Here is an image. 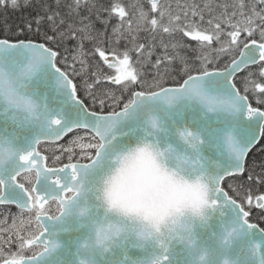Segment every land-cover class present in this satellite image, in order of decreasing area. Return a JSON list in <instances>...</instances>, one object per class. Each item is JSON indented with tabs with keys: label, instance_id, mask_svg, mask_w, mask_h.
Returning <instances> with one entry per match:
<instances>
[{
	"label": "snow or ice",
	"instance_id": "1",
	"mask_svg": "<svg viewBox=\"0 0 264 264\" xmlns=\"http://www.w3.org/2000/svg\"><path fill=\"white\" fill-rule=\"evenodd\" d=\"M146 2L0 0V264H264V0Z\"/></svg>",
	"mask_w": 264,
	"mask_h": 264
},
{
	"label": "trees",
	"instance_id": "2",
	"mask_svg": "<svg viewBox=\"0 0 264 264\" xmlns=\"http://www.w3.org/2000/svg\"><path fill=\"white\" fill-rule=\"evenodd\" d=\"M22 2V0H21ZM36 0H33V3H35ZM98 4L103 5V6H108L111 0H97ZM102 15L106 16V13H101ZM35 15V9L32 7L24 8L21 7L19 10H13L10 7H0V37L8 35L10 38L14 37V32L19 28L22 27L28 20L32 19V17ZM111 24L115 23V19H113ZM95 27L97 29L102 30L103 26L99 24L98 22L96 23ZM109 34L111 33V27H109ZM122 46V45H121ZM120 46V47H121ZM69 49L72 47V42H69L68 44ZM90 48V45L88 46ZM93 59V62L98 60V57L96 58H91ZM168 84H172L171 81H169ZM254 103V101H253ZM41 148V146H40ZM42 152V151H41ZM44 153V152H43ZM259 171V169H257ZM224 188L230 192V194H235L233 193L232 188L229 187V181L226 179L224 183ZM234 187L237 188L239 191V185L235 184ZM253 192L257 191H264V186L257 188L255 185L252 187ZM0 209H15L13 206H2Z\"/></svg>",
	"mask_w": 264,
	"mask_h": 264
},
{
	"label": "rangeland",
	"instance_id": "3",
	"mask_svg": "<svg viewBox=\"0 0 264 264\" xmlns=\"http://www.w3.org/2000/svg\"><path fill=\"white\" fill-rule=\"evenodd\" d=\"M133 2V0H122V3L124 4V5H129L130 3H132ZM166 2H170V3H172L173 4V6H175L177 3H183L184 2V0H166ZM197 2H203V0H197ZM208 2H212V3H220L221 2V0H208ZM145 8H146V10H147V6L145 5ZM129 11H130V9H129ZM117 21L115 20V23H116ZM114 23V24H115ZM140 35V38H141V40L142 41H147L148 39H149V34L148 33H140L139 34ZM177 38H179V37H177ZM168 39V37L167 36H165V40H167ZM159 40V37H157V41ZM192 43V46L193 47H195V42H191ZM121 48L123 47V43H121ZM156 51H157V53H159L160 51H161V49L159 48V47H157V49H156ZM135 54H133V56H134ZM189 55H191V54H189ZM153 59H155V56L153 57ZM104 71L105 72H110L111 70H109V69H107L106 67L104 68ZM61 143H66V141H61ZM41 151L42 152H44V154L45 155H47L48 157H49V160H48V163L51 165V163H52V156H53V151H54V146H52V145H47V144H42L41 145ZM45 149H49V151H47V152H45L44 150ZM58 154V153H57ZM63 163H67V154H65L63 157H62V159H61V161L60 162H58L57 163V166H60V165H62ZM19 214V210L18 209H0V220H3L5 217H7L8 218V220H9V223L11 222V217L12 216H16V215H18Z\"/></svg>",
	"mask_w": 264,
	"mask_h": 264
},
{
	"label": "flooded vegetation",
	"instance_id": "4",
	"mask_svg": "<svg viewBox=\"0 0 264 264\" xmlns=\"http://www.w3.org/2000/svg\"><path fill=\"white\" fill-rule=\"evenodd\" d=\"M143 2H144V4L147 6V2H146V0H143ZM130 11H131V9H130Z\"/></svg>",
	"mask_w": 264,
	"mask_h": 264
},
{
	"label": "water",
	"instance_id": "5",
	"mask_svg": "<svg viewBox=\"0 0 264 264\" xmlns=\"http://www.w3.org/2000/svg\"><path fill=\"white\" fill-rule=\"evenodd\" d=\"M42 154H44V153H42ZM45 155V154H44ZM226 190V189H225ZM227 191V190H226Z\"/></svg>",
	"mask_w": 264,
	"mask_h": 264
}]
</instances>
